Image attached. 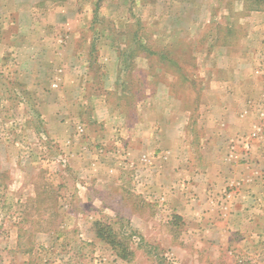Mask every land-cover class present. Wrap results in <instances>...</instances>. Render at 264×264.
Wrapping results in <instances>:
<instances>
[{"label": "rangeland", "instance_id": "1", "mask_svg": "<svg viewBox=\"0 0 264 264\" xmlns=\"http://www.w3.org/2000/svg\"><path fill=\"white\" fill-rule=\"evenodd\" d=\"M99 37L133 54L120 82L137 89L136 99L107 93L126 115L137 103L131 145L120 141L127 127L113 144L99 140L105 129L82 125L91 106H78L85 93L73 88L80 80L69 64L77 45L87 52L83 44ZM243 58L264 62V0H0V264H264L257 81L249 76L246 92L254 100L262 94L255 109L242 119L235 109L223 112L235 100L226 98L225 78L239 76L231 70ZM39 67L43 74L34 76ZM99 74L88 82L103 84ZM54 81L51 90H32ZM117 141L121 168L111 172L101 155L117 150ZM177 144L187 166L179 176L172 155L160 167L156 159ZM204 149L239 154L235 165L215 159L212 195L203 190L210 171L195 178L189 171L204 169Z\"/></svg>", "mask_w": 264, "mask_h": 264}, {"label": "crops", "instance_id": "2", "mask_svg": "<svg viewBox=\"0 0 264 264\" xmlns=\"http://www.w3.org/2000/svg\"><path fill=\"white\" fill-rule=\"evenodd\" d=\"M104 39L99 37L97 42L95 41V39H93L91 45H90V43H84L83 45H85L88 48V49L86 48L87 52H82L83 50L80 51L79 50L80 45H77V47L75 48V50H73V53L71 54L72 64H69L71 66V68H70L71 71L70 70H68V71L70 72V76H74V77L78 76L79 80H80V83H79V81L76 83L77 86H75L73 84V88L76 91L79 90L80 92L85 93L84 96H83V94L81 95L80 98H82V100L78 102V106L81 108V110L86 109V108L91 106V115L88 118L83 117V122H82L83 124L82 125L89 124L91 126L93 125L94 128L101 127L103 129H105L104 131H102V133L98 132L99 140H101V141L106 140V139H102L103 137L105 138V136H106V137H108V141L113 142V144H115L114 142L117 139L116 135L119 136L120 135L119 132H121V130L123 128L127 127L130 130V136L128 137V139H126V138L123 140L120 139V141L123 142L124 145L127 141H129L128 145H131L132 144L131 141L134 140V138H135L131 135V133L138 136V132H137L138 131V125H139L138 119L141 118L140 116L138 117L137 103H135L133 105V104H131V102H129L128 106L130 107V109H131V107L132 108L135 107V109H134L133 113L129 112V114L126 115L125 111H123V106L121 104H119L118 102L114 103L112 100H110L108 98L109 95L107 93H111V94L117 93L118 94V92H122V93L128 92V93H130V97L136 99L135 92L137 91V89L132 88V86H129L128 88L127 87L124 88L120 82L121 81L120 77L125 75V72H126L124 70V67H122L123 62L125 61V59H127V57L133 58V54L129 55L128 53L127 54L119 53L117 50H115L116 47L113 45V44H115V43H113V41L110 42L109 40H106V38H104ZM3 40H5V41L2 43L7 42L6 39L2 38V41ZM8 43H9V41L7 42V44ZM94 46H96V49H97L96 52L92 50L95 48ZM80 60L85 62V66L82 67L81 70L80 69L77 70L73 67V64L77 65ZM129 69H132V68H129ZM230 69H229V71H230ZM62 71H63V69L58 70L56 72L51 71V72H49V75H53V76L57 75L58 77H60V75L63 74V73H61ZM129 71H131V70H129ZM231 71L233 72V74H237L239 76L236 79H232V80H228L227 78H225L226 81L225 80L224 81L228 86V88L227 87L225 88V90L228 91L226 98L228 99V97H231L235 100H233V103L231 101H227L224 104V109L226 108V110H224L223 112L225 113V116H229V114L231 112H233L237 116H239V117L236 116L237 119H240V118L242 119V118H245L244 116L246 115V113L248 111H252L253 108L255 109V107H256L255 103L257 102L256 100H261L260 98H263L262 94H264V93H262L261 95H258L259 97L257 96L256 100H254L253 98L249 97V94L246 92L249 91V86L251 83L248 81L249 76H251L252 78L255 79V81H257L258 90H263L262 92H264V62L260 63L259 60H257V59H249L248 58V60H247V59L243 58V60L241 62H239L236 67H233V69ZM66 73H67V69H66ZM99 73H101V76L106 77L103 80L104 82H102L103 84L99 85V83L96 82L93 85H91L90 82H88L91 75H99L100 76ZM42 74H43L42 73V67H39L37 72H35V73L33 72L34 76L40 77ZM74 79L77 80L76 78H74ZM110 80H113V82L110 83ZM97 81H100V80H97ZM258 82H259V85H258ZM56 85H58V82H55V81L52 82L51 84L47 83V85H43L41 82V84L37 83L33 87L32 90L38 91L39 93H41L43 91H48L52 86H56ZM65 86L68 87L67 84ZM162 90L164 91V93H167L169 95V97L171 96L170 93H172V91L170 88H164ZM90 91L98 92L96 99L92 98L91 94H88L87 97L85 96L86 93H88ZM149 91L151 93H155L157 91V89H153V88L151 89L150 88ZM100 92L103 93V95H101ZM147 99L152 100L153 97L152 98L147 97ZM254 101H256V102H254ZM238 102H240V104ZM238 107L240 110L237 109ZM231 109H235V111H231ZM235 114H233V115H235ZM214 124H216V123H214ZM177 125H178V121L175 122V126H177ZM221 125L226 126L225 121H223L221 123ZM224 126H222V127H224ZM208 127H211V126H208ZM83 129L85 130V127H83ZM143 129L147 132V134L149 133V135H152V133H153L152 127H148L147 125H145L143 127ZM161 130H163V127L161 128ZM205 130H206V128H205ZM215 130H216V133L218 134V129H215ZM107 131L108 132L111 131L110 132L111 134H107L106 133ZM161 132H163V131H161ZM174 135L178 139L183 137V136H181V133L179 132L178 127H177V132ZM237 135L238 134H236V132H235L234 135L232 136V139L235 140ZM229 136L230 135H228L226 137V139L229 138ZM116 143L119 145L117 150H114L115 148L113 146V151L103 150L104 153L101 155V159L103 160L104 167L108 171L110 170L111 172L116 171L118 168H121L120 167L121 160H119V156H120L119 151L121 148L120 147L121 144L118 141ZM177 145H178L177 147H173L172 149L160 150L158 152L159 156L156 159H158V158L161 159L160 162L158 163V165L160 167L161 163H165L166 160L170 159V156L172 155L173 159L175 158L178 162L176 165V169L174 168L171 171L175 175L179 176V174L182 171L187 169V166H185L184 163H180V159H178L182 155L180 152H182L185 149V147H183L182 144L181 145L177 144ZM208 149L201 150L202 153H199V157L201 158V162H202L201 165L205 166L204 169H202L201 167H198V165H199L198 164V165L194 166L193 170L190 169L189 171L193 175L194 178H195V175L200 176L199 173L197 174V171H199V170H204V172L207 170L210 171V179L207 183L203 184L204 185L203 190H204V194L209 193L212 195L213 194V192L211 191L212 189H210L209 187H211V185H214V184H211L213 182V181H211V179H212L211 172H212V166H214V164H215V159H218V157H223V160H225V161L228 160V161H230L229 162L230 164L235 165L236 164V157L239 156V154L235 151H232L231 149H227V151L221 150V152H218V150H217L216 151L217 154H215V156H214L213 152L208 150ZM117 151L119 153H117ZM130 151H132V150H130ZM154 152L157 153V150ZM219 153L221 155L218 156ZM76 155H77L76 151L73 152V156L71 157L70 160L74 159L73 157H75ZM130 161L132 162L131 159H130ZM194 185L197 186V184H194ZM194 185H193V188H196ZM199 189H200V187H199ZM200 190H202V189H200ZM205 190H208L209 192L207 191L205 193ZM200 192L202 193V191H200Z\"/></svg>", "mask_w": 264, "mask_h": 264}]
</instances>
